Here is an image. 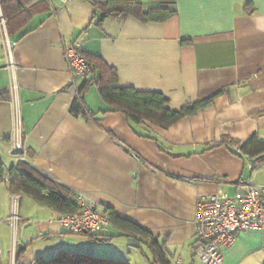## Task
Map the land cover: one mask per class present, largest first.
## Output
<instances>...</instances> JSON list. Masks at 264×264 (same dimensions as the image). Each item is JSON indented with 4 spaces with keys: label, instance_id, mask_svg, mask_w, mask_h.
<instances>
[{
    "label": "crops",
    "instance_id": "1",
    "mask_svg": "<svg viewBox=\"0 0 264 264\" xmlns=\"http://www.w3.org/2000/svg\"><path fill=\"white\" fill-rule=\"evenodd\" d=\"M40 1L21 38L0 25V160L6 168L18 162L11 149L19 117L27 161L149 236L111 221L99 240L68 233L57 221L60 213L35 199L30 206L37 214L23 211L22 193L15 231L5 220L12 192L2 181L0 264H15L14 240L22 263L70 250L130 263L141 251L148 264H161L149 244L156 240L166 264L179 257L183 264H203L195 253L198 200L219 188L233 194L240 178L264 185V164L251 169L238 146L254 134L264 141V0H177V13L164 21L133 14L100 20L90 0H34ZM73 41L113 66L121 86L161 92L172 109L224 91L162 127L104 111L93 84L84 94L85 114L75 115L71 106L84 78L70 70L64 54ZM224 136L231 143L216 144ZM223 252V264H264V229L240 232Z\"/></svg>",
    "mask_w": 264,
    "mask_h": 264
},
{
    "label": "trees",
    "instance_id": "2",
    "mask_svg": "<svg viewBox=\"0 0 264 264\" xmlns=\"http://www.w3.org/2000/svg\"><path fill=\"white\" fill-rule=\"evenodd\" d=\"M90 1L96 10L102 12L100 20L109 15L133 14L143 21H164L177 13V0H155L158 4L149 7H145L144 3L137 0ZM0 2L7 30L11 35H16V38H21L29 31L22 29L32 15L39 10L37 5H44L43 1L37 3L34 0H0ZM81 53L84 55L91 73L89 77L84 78L72 103L71 110L75 115L85 114L84 94L86 89L93 84L98 86L100 95L106 102L107 107L104 111H121L134 123L148 120L162 127H168L183 116L191 115L199 108L210 105L214 97L224 91V88H221L203 99L183 105L180 109H172L168 106V98L163 93L121 86L117 70L100 55L87 54L83 50ZM3 94L5 91L0 90V95ZM231 141L232 139L224 136L216 144L229 145ZM238 146L252 161L258 160L257 166L264 164V141H261L256 134L239 142ZM2 181L9 184L12 193L27 194L60 214L74 213L79 210L76 192L39 170L26 159L18 160L16 166L10 168H6L0 160V182ZM109 218L113 224L125 230L136 232L145 237L149 236L145 229L128 219L111 213ZM83 234H88L99 240V233L96 235ZM149 244L154 251L155 262L166 264L165 250L159 246L156 240L150 241ZM20 252L17 248L15 264H131L125 259L101 257L70 250H63L49 258L38 256L32 263H22L18 261Z\"/></svg>",
    "mask_w": 264,
    "mask_h": 264
},
{
    "label": "built area",
    "instance_id": "3",
    "mask_svg": "<svg viewBox=\"0 0 264 264\" xmlns=\"http://www.w3.org/2000/svg\"><path fill=\"white\" fill-rule=\"evenodd\" d=\"M64 2L68 0H63ZM0 25L6 26V20L0 10ZM64 54L73 73L83 78L90 76V68L81 53L77 41L70 42L64 47ZM9 65L14 61L8 49ZM14 153L18 160L26 158V149L22 139L19 117L15 118L13 131ZM258 160L251 161L249 166L254 169ZM79 210L74 213H61L57 221L68 233L96 235L110 223L109 214L88 202L84 193H76ZM20 196L12 193V211L6 217L7 223L16 231L20 215ZM197 233L195 253L203 264H223L224 249L230 246L237 235L250 229H264V185H256L246 179H239L237 189L233 194L219 188L217 191L201 197L196 205ZM95 237V236H94ZM16 251V241L13 242ZM3 250L0 247V262ZM173 264H183L182 259L176 258Z\"/></svg>",
    "mask_w": 264,
    "mask_h": 264
},
{
    "label": "rangeland",
    "instance_id": "4",
    "mask_svg": "<svg viewBox=\"0 0 264 264\" xmlns=\"http://www.w3.org/2000/svg\"><path fill=\"white\" fill-rule=\"evenodd\" d=\"M23 196H24V200H23V211L26 210L27 212L31 213L32 216H34L35 214H37L38 209H36L34 207V205H32V203H31L32 206H30V201H32L33 198L30 197L27 194H23ZM30 220H33V218H30ZM35 222L36 221L31 222L26 227H29V226L34 225ZM88 238H90L88 235H80V236L75 235V239H82V240H84V239H88ZM27 255H28V253H27ZM23 260L25 261V259H23ZM30 260L31 259H29V257H28L27 262H30ZM21 262H23V261H21ZM131 264H148V260H147V258L145 257V255L141 251H135V253H132V261H131ZM198 264H201V263L198 261Z\"/></svg>",
    "mask_w": 264,
    "mask_h": 264
}]
</instances>
